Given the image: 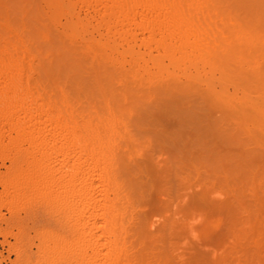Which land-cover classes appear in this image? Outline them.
I'll return each mask as SVG.
<instances>
[{
    "label": "bare ground",
    "instance_id": "bare-ground-1",
    "mask_svg": "<svg viewBox=\"0 0 264 264\" xmlns=\"http://www.w3.org/2000/svg\"><path fill=\"white\" fill-rule=\"evenodd\" d=\"M64 1L44 0L46 5H44V7H47L48 19L53 23L50 24V26L57 24L59 19L61 22L63 17L67 18V20L65 19L66 21L64 20V24H60L61 29L64 27V33H61L70 38L67 42L74 40V43L77 44L75 38H77V34L80 33L78 30L85 24H81L82 21L80 19V21L78 20V16L77 18L74 16L75 14L72 10L74 5L73 1L78 2L79 0ZM80 1L82 4H88L89 7L90 5L92 7L94 6V8L104 13L105 18L102 16L103 20L106 18L109 19L108 21L112 23L111 25L113 26L114 24V27H111L114 30L118 26L127 29V34L123 35L124 37L129 35L128 29H131V27H133L134 30L142 32V35H146L147 40L145 39L146 41H142V45L140 46L144 47L146 52L137 53L133 50L130 39L128 40V38H126L123 41V39L118 38L120 43L122 41L127 44V49L119 53L116 52L118 57H115V59L113 57L108 59L111 55H114V53L110 52V56L108 57V54L103 52V50L107 51L105 47L108 48L109 46H104L103 44L104 47L100 46L103 48H100V50L98 46V48L94 45L91 46L93 41L90 42V46L86 44L85 41L84 44L82 43L83 41H80L82 45H88L91 49L92 47L98 49L97 52H100V55L102 52V58L105 56V59L107 58L108 61L111 62L112 60L111 63H114V65L112 64L113 67L110 66V68L118 66L117 69H114V72L113 69H111L112 73L107 70L108 74L105 75L106 83H103V81L100 83L99 81L101 80H98L96 81L97 83L99 82L97 87L96 82L95 84L93 83L94 86L91 85L95 93L88 88V94L91 92L93 95H96V93L99 92L97 94L98 101L96 102V96L90 94V97L92 96L93 98H89L91 99L89 102L92 103V100L95 101L91 105L88 103L90 106L85 105L87 108L79 105L81 106L80 108H84V110H81L77 105L84 99V93H78L81 87L78 86L80 87L79 91L76 87L78 92L74 90V94L72 91V95L78 96L79 94L80 99H82L81 97L83 96L82 101H79V97L77 96H74L75 99L72 98L71 100L70 96L62 89L63 86L66 87V83L68 82L62 81V83H60L62 85L61 87L58 83L59 79L57 78L58 80L55 81L56 77L53 74L54 70L59 68L56 72L59 71L60 74L63 73L62 75L66 77H68L70 73H73L69 77L74 75L78 78L81 73L78 72L80 71V65L78 66L77 63L73 67L72 65L74 63L72 64L68 61L66 62L72 65H68L66 62L64 65V56L62 62L63 66L60 61L58 63L55 61L57 65L60 64V67L58 66L55 68V62L53 61V63L51 61L53 64H50L54 66L53 72H51L52 74L48 72L52 69L43 68L45 71L43 73H45L46 76L44 79H47L48 85H50L53 90L41 84L43 78L42 80L41 78L39 79L41 82L37 84L35 82V85L33 82L30 84V79L27 80V72H29L28 69L30 65L29 53L26 47L28 42L25 45V43L20 40L21 37H24V34L22 35L23 32L21 33L22 36L19 38L18 34H13V31L12 35H14V37L12 40L9 38L11 40L10 44L4 47H2V45L0 46V151L1 155L2 153L4 154L3 156H9L10 153L13 154L12 168L9 167L5 173H0V186L3 189L2 194H0L4 197L2 198L4 199L3 203L8 207L10 206L12 208L21 200L33 198L49 204L53 211L61 215L65 227L72 233L71 241L52 234H46L47 238H45L44 246L48 252V257L44 261V264H144V262L142 263V261L145 260H142L143 255L142 257L140 256L142 258L141 261H138L140 257H133L138 255V252L135 251V255H133L134 250L132 251L129 247V230L133 222L130 214H132L131 212L134 206H136L134 204L136 200L140 199V202H143L144 200L142 198H147L145 195H148L147 193L151 189L150 183L152 182L153 184V181L149 178V174L152 176L154 175L152 171L150 172V168L148 169L147 162L149 161H146L148 158L146 157L147 159L145 158V160L141 157V152L139 150L140 146H138L140 143H137L139 141L128 134L130 131H126L123 119L127 120V118H125L126 116L128 119L131 118L129 121L135 118L139 122V125H141L145 121L142 119L143 116L145 118V113L155 119L160 117L159 114H164L162 118L166 119L167 116H170L166 115V113H170L172 108L176 109V111H173L174 113L177 112V108L182 109L183 105L186 108L188 106V110L184 108L182 111L191 113V106L193 107V104L190 102L191 105L188 101L193 100L188 99L186 102V98L182 103V101H180L182 99H179V96L182 95V98L184 95L185 97L188 92L191 94L193 91L198 95V97H196L198 100L197 103H199V101L201 103L203 102V104H201V106L203 105L202 108L216 111L219 113L220 119L225 121H221L222 123L224 122L223 124L226 123L231 125L230 128L233 127L230 131L233 135H228V138L222 136V138L221 131L219 132L222 127L218 125L221 123L217 122V125L216 122L206 123L207 125L209 123L212 124L211 127L209 126L210 124L207 126L204 123V126L200 124L202 121H199L200 123L198 124L202 126L198 125L200 128L199 132L202 131L203 133H200L205 134V137L200 136V134L198 136L194 135V137L191 136V138L189 136L185 138L187 141H191V144H195L198 141H202V137V143L206 142V140L210 142L212 140V144L208 142V147L205 146L207 143L203 144V146L207 148L206 151L208 154H210H207L208 157L214 156L215 153H217L216 155L218 156L222 155L219 148L223 145H226L228 149L226 150L225 147H222L226 152L230 150V145L236 143V146H239V141L237 140L240 137L252 140L256 145L264 146V0ZM78 3H76L77 6ZM23 10H25V8ZM8 11L11 12L12 10ZM2 17L3 16H1V18ZM108 21L106 22V27ZM104 22L105 21L102 23ZM5 25L6 28L9 29L7 27L8 21ZM34 27L35 26H33V28ZM37 27L38 29L35 31L41 29V32L35 33L34 31V34H37L38 40L35 39L41 43V39L47 40L49 34H46L48 30L46 31L43 29V31L42 28L39 27V24ZM2 28H4V26ZM111 28L110 30H112ZM21 29L19 30L21 31ZM4 30L5 29L2 31L3 33ZM10 30L12 31V29ZM118 30L114 31L115 34ZM5 33L7 32L5 31ZM12 35L10 37H12ZM15 37L17 41L14 40ZM48 40L50 41V36ZM88 41H90V39ZM48 43L47 46L49 47ZM120 46L122 47V45ZM78 47L80 48V45ZM109 48V51L111 48L113 49V47ZM45 49L47 50V47ZM88 50L86 49L85 51L88 52ZM50 51L51 49H49V53L52 52ZM80 52L84 51L80 49ZM152 52H156V54ZM62 53L60 52L59 54ZM90 53H92V51H90ZM90 53L88 54L89 56ZM97 54L95 53L98 57ZM104 54H106L107 57ZM70 55L72 56L73 54H68V58L66 57L69 61L71 60L69 58L71 57ZM95 55L91 56L97 60ZM51 56L48 54L49 59ZM54 57L59 58L60 56ZM72 57H74V55ZM76 57L77 56H75L74 59H76ZM51 59H53V57H51ZM74 59L72 58L70 62H73ZM47 60L45 66L49 67L47 65L50 61L47 62ZM98 61L100 60L98 59ZM101 61L104 62L102 59ZM66 65L69 67H66ZM53 66L50 65V68ZM76 66L78 68H76ZM63 67L66 70H71L73 68H76L75 70L79 69L77 71L79 75L72 70H67L69 74L67 72L65 74ZM99 69H101V67ZM94 74L96 73L94 72ZM66 77L65 79H67ZM71 78L74 79V81L77 79L76 77ZM79 79L80 77L76 81H79ZM180 79L183 80V83L180 82ZM71 82H73V80H71ZM142 82H144L143 84L145 85L148 83L155 84V86H159V88H157L160 89V91L158 92L157 90V92H155L157 95L152 96L146 94V91L142 95L140 90V95V93H138V88L142 86ZM156 83L160 85H156ZM130 85L131 88H129ZM132 85H135L133 87L137 89H135L134 92ZM145 85H143V87ZM115 86H117L116 89H119L120 86L121 88L123 87L122 91L120 90L121 88L119 90H114ZM150 87L151 86H149V88ZM230 88L233 89V93L229 92ZM73 89H75V87ZM87 93L85 95H88ZM192 96H194V93H192ZM188 97L190 96L188 95ZM85 98L86 101L88 96ZM76 99L79 102H75ZM127 101L135 102L134 104L132 103L133 105L130 106V108H127L125 107L126 105H122L128 103ZM168 101L170 104H168ZM184 102L190 105L184 104ZM170 105H173L171 109L169 107ZM201 106L199 105L198 107L201 108ZM121 107H125L126 109ZM163 107L166 108L164 109ZM167 107H169V109ZM167 109L169 112H165ZM179 111L178 113L181 114ZM194 112L195 110H193L192 113ZM140 114L142 118H140ZM180 114L177 116L178 119L181 116ZM182 114L184 113L182 112ZM188 117L190 116L188 115ZM180 122L182 121L180 120ZM181 125L182 123L179 125V128H177L178 131L175 128L177 132L171 130L169 134L170 136L173 135V137L175 135L174 138H176V140L178 139L176 142L179 143L182 141L183 143H180L185 144L184 142L186 140L183 136L187 137L188 135H185V131L183 132L184 126L182 125V127ZM206 127L208 130H206ZM181 128L182 130L180 131L179 129ZM209 129L211 130L209 131ZM217 131L219 133H217ZM180 132H183V134ZM204 132L208 134L211 133L210 140L208 139V134ZM166 133L169 135L168 132ZM212 133H217L216 135L219 137L215 138L216 135ZM211 135L213 137H211ZM5 137H7L8 142L4 145L3 142L4 139H6ZM235 137H237L236 140ZM192 138L194 140L196 138L197 140L195 141L197 142L194 141V143ZM218 139L221 142H219ZM231 140H235L236 142H231ZM146 143L149 144V140H147ZM202 143L200 142V144ZM25 144L28 145L27 148L24 147ZM231 151L233 152V150ZM232 152H230V154H232ZM216 155L214 157H216ZM217 160H220V158L218 157ZM218 162L219 161H217L216 164ZM221 162L222 161H220V163ZM151 164L153 165L152 161ZM151 164L149 167L153 168ZM147 179L150 180V183ZM137 202H139V200ZM212 221L210 220V222ZM141 225L139 224V226ZM135 226L141 229L138 225ZM139 231H141L140 233L142 234V230ZM134 234H136V237L139 235L137 233ZM139 240H142V238H139ZM130 243H134V240L133 242L130 240ZM146 261L149 262L150 260H145V263H148Z\"/></svg>",
    "mask_w": 264,
    "mask_h": 264
},
{
    "label": "rangeland",
    "instance_id": "rangeland-1",
    "mask_svg": "<svg viewBox=\"0 0 264 264\" xmlns=\"http://www.w3.org/2000/svg\"><path fill=\"white\" fill-rule=\"evenodd\" d=\"M78 2L73 1L74 5H73L72 10L75 14L74 16L76 18L78 16V20L80 19L82 21L81 23L82 25L83 23H85L84 24L85 26L83 25L82 28H79L78 32L80 33L77 34V38L79 40L75 38L76 39L75 41H77V44H75L74 40H71L72 43L71 41L67 42V40H69L70 38L67 35L63 34L64 27H62V29L60 27V24H64L65 23L64 20L65 19L67 20V18L61 17L62 18L61 22L59 19L57 24L50 26V24H53V23L48 19L47 7L46 8L44 7L45 5L44 0L43 2L42 0H0V15L3 16L2 18L0 16V30H1L0 31V46L2 45V47H4L10 44L12 38L14 37V35H12L13 31H14L13 34L15 33L18 34L19 38L24 34L23 35L24 37H21L20 40L24 42L25 45L28 42L26 47L29 53L28 56L30 60L29 59L28 60H29L30 65L28 69L29 72H27V75H28L27 80L30 79L29 80L30 84H32L33 82V84L35 85V82L37 84L38 82H41L43 78V81L41 84L42 85L44 84L46 88H49L50 85H48L47 79H44L46 78L45 73H43L45 72L44 71L45 68L52 69L51 71L49 70L48 72L50 73L53 72L54 66L52 64L55 61L57 63L60 61L61 65L63 66L62 62L64 60V56H65L64 65L66 63L68 64L69 62L72 64L74 63L73 65L68 64L74 67L78 63L77 65L78 66L80 65L79 66L80 71H78L79 69L75 70L76 68H78L77 66L76 68H73L71 70L75 71L76 74L78 72H81L80 75L79 74L77 75H79L78 78L80 77V79H82L83 81L80 79L79 81H76L78 78L77 76H74V75H72L71 77H76L77 79L75 81L74 79L69 77L73 73H70V75L66 77L65 75H62L63 73L60 74L59 71L56 72V70L59 69L56 67L60 65V64L57 65L56 62L54 63L56 64L55 66L56 70H54L53 74L56 77L55 81L59 79L58 80L59 84L62 83V81L68 82L66 83L67 84L66 87L64 86L62 87L61 84L60 86L65 91V93L68 96H70L71 100L72 98L75 99V97L77 96V95L76 96L72 95V91L74 94V90L75 92H78L79 88L81 87L80 88L81 93L80 92L78 93L79 94L84 93L83 94L84 99H83V96L81 98L83 99L85 103L82 101V99H80L79 94L77 96L79 97L78 100L79 101L81 100L82 102H79L77 99L75 100V102L78 101L80 103V104L79 103L77 104L78 108L81 110H84V108H80L81 106L79 105H82V107H84L85 105H88V103H90V105L93 104V102L95 101V100H92L93 101L92 103L89 102L91 100L89 98H93V97L92 96L90 97V94H92L91 92L90 94L87 93L89 92L87 91L88 88L91 89L92 92H94L93 91L94 88L92 86H94L95 82L98 80H101L99 81L100 83H102V81L103 83H106L107 81L105 80L106 79L105 75L108 74V71H111V69H113V72H114L115 71L114 69L118 68V66H115L114 68H110V66L113 67L112 64L114 65V63H111L112 60L110 62L108 61V59H111V57L115 59V57H118L116 52L119 53L122 50L127 49V44H125V42L123 43L122 41L120 43V40L118 38L123 39V41L126 38H128V40L130 39L131 45L133 46V50H135V52L145 53L146 51L144 47H140V46L142 45V41L144 42L147 40V37L144 34L142 35V32H139L138 30H134L133 27H131V29L130 28L128 29L129 35H127V37L123 36L127 34V31H126L127 29L121 28V26L116 27L117 29L115 28L116 31L119 29L118 32H116L115 34L114 32L115 30L111 28V27H114V24L112 26L111 25L112 23H110L108 21L109 19L107 18L103 20L102 16L104 17V13H102L99 9L97 10V8H94V6L92 7L90 5L89 7L88 4H85V3L82 4L80 0ZM76 3H78V6ZM24 8L25 10H23ZM8 10H12V11L10 12ZM42 10L44 11V13ZM7 21H8L7 27L9 29H7L5 25L7 24ZM103 21L105 22L102 23ZM107 21H108L107 23L108 28L106 27ZM38 24H39V27L42 28V30L43 29L46 31L48 30V33L46 34H49L48 39L50 36V41L48 39L47 40L41 39V43L37 41L38 40L36 36L37 34H34V31L38 29L37 27ZM2 25L4 26V28H2L3 27ZM33 26L35 27L33 28ZM18 28L19 29L22 28L21 31ZM110 28L112 30H110ZM3 29H5L4 33L6 31L8 34L7 33L4 34L2 32ZM6 29L9 31H7ZM10 29H12V31ZM40 30L35 31V33L39 32ZM60 33L62 37L65 36L63 37L64 39L67 37L68 38L64 40L60 36ZM118 33H121V34H118ZM11 35L12 37H10ZM89 39L90 41H88ZM14 40L17 41L16 37ZM116 40H118L119 42ZM39 41H40V38H39ZM80 41L81 42L83 41L82 42L83 44L85 41V43L89 44V46H90V42L93 41L91 43L92 44L91 46L94 45L96 48L99 47V49L102 48L100 46H103V44L104 46L113 47V49L111 48L110 51H109L110 49L109 47L108 48L105 47L107 51L103 50V52L108 54V57L110 56V52L114 53V55L116 54L117 56L111 55L108 59L107 58L105 59L104 55L106 54H104L103 55L104 57L102 58L101 57L102 52L100 55L99 54L100 52H97L98 49H95L93 47L91 49V47H88V45L86 46L82 45ZM43 42H46V43H43ZM59 42H61L62 44ZM106 42H107V45H106ZM47 43L49 44V47L47 46ZM79 45H80V48L78 47ZM120 45H122V47ZM46 47H47V50L45 49ZM82 47L85 50L86 49L88 50V48L89 50L91 49L90 51H92V53H90V51L88 50V52L90 53V56L88 55L89 53L86 52ZM49 49H51L53 53L51 51H50L51 53H49ZM80 49L81 51H84V52H80ZM60 52L61 53L63 52V53L59 54ZM95 53L96 54L98 53L97 54L98 57L95 55ZM152 53L156 54V52H152ZM48 54L50 56L52 54L51 57H53V59H51V57L49 59ZM68 54H73L74 57H72L73 55L72 56L70 55L73 59L75 58V56L77 57L76 59L73 60V62H70L72 60L71 57H69L71 59L70 61L69 59H66V57L68 58L67 56ZM86 55L89 57H87ZM91 55L93 56L95 55L97 57V60L96 58H93V56ZM54 56H60L59 57L60 59ZM54 58H57V59H54ZM61 58H62V61H61ZM98 59L100 61H98ZM101 59L104 60V62L106 61L108 64L106 62L104 63L103 61H101ZM46 60L47 62L50 61L47 65L49 67L45 66ZM51 61L52 62L54 61V62L52 63ZM50 65L53 67L50 68ZM68 65H66V67ZM99 66L101 67V69H99L100 68ZM63 70H65V74H66L68 69L66 70L64 68ZM94 72L96 74H94ZM50 73L49 75L51 76L52 73L51 74ZM67 73L69 74V72ZM110 73H112V71ZM81 75H82V78H81ZM63 76H65L69 80L65 79V77ZM40 78L41 80L39 81ZM70 79L73 80V82H71ZM107 79H108V76H107ZM180 82L183 83V80L180 79ZM98 83L96 87L98 86ZM143 83L144 82L141 83L142 86L140 87L138 85L139 88L138 87L137 88L139 92L138 91L136 92L140 93V90H141L142 95L146 91V94L156 96L157 94L155 92H157V90L158 92L160 91V89H158L159 86H155V84L148 83L147 85H145ZM157 84L158 83H156V85ZM143 85L145 86L143 87ZM133 86L135 85H132V87ZM149 86L151 87L149 88ZM72 87L73 88L75 87V89H73ZM76 87L78 88V91L76 90ZM116 87L117 86H115L114 90L118 89V88L116 89ZM122 88L120 89L121 91H122ZM129 88H131V85ZM143 88H146V89L148 88V89L146 90ZM135 89L133 87V92ZM229 92L233 93V89L230 88ZM86 93L88 95H85ZM98 93L99 92H97L96 95L95 94L94 95L92 94V95L97 97ZM192 93H194V96H192ZM192 93L189 94L188 92V94L185 97L183 95L184 98L183 97L181 98L182 95L179 96L180 98L178 96L177 97L179 99H182L180 100L182 101V103H183V100L185 101L186 98H187L186 102L188 101V99L193 100V101H188V102L189 103L192 102L193 107H196V108H193L191 106L192 112L193 110H195L194 113L187 112L188 113L187 114L185 111H182V109L184 108L185 110H188L187 109L188 106L186 108L184 105L182 109H179L176 106L177 112L173 113V111L174 110L176 111V109L174 108L171 109V106L173 105H170L169 107L172 111V112L170 111V113L172 114L173 119L171 118L170 113H166V115H170L169 117L167 116V118L169 119L166 118L168 121L165 118H162L163 117L162 115L164 114H159L160 117L156 118L157 119L156 120L154 117L149 116V114L147 115L145 112H144L145 118L144 116L142 118L140 114V118L145 120L142 123L143 125L141 123H140L141 125H139V122L135 118H132L133 119L132 121H129L131 118L128 119L127 116L125 117L127 118V120L123 119V123H125L124 125L126 128V131L127 132L128 130L130 131L128 132V134L132 136V138L134 139L136 138L135 140L139 141L137 143L141 144V145L138 144V146H140L139 150L141 153L139 151L138 152L141 154V157H143V159H145L146 157L148 158V160H146L147 158L145 159L146 161H149L147 162L148 169L150 168L149 169L150 172L152 171V174L154 175L152 176L151 174H149V178L151 181H153V184L152 182L150 183V180H148L149 178L147 179L148 182L150 183V188H151L149 190L150 193L148 192L147 193L148 195H145L147 196V198L145 197H144L145 199L142 198L144 200L143 202H140V199H138L139 202H137L138 200H136V203H134L136 206H134L131 212L132 214H130L133 222H132V227L129 230V237H130L129 239L131 240V242H133L134 240L135 244L130 243V240H129V247L130 249H132V251L134 250L133 255H135V251L138 252L137 253L138 255H135L133 257L137 256V258H139L140 256L142 257L143 255L142 257L143 259L140 257L138 261H141V259L150 260L149 262L146 261L148 263H145V260L142 261V263L144 262V264H150L151 262H152L151 264H264V146L256 145L252 140H248L245 137L239 136L240 138H238L237 140L239 141V146H236L237 145L236 143L233 145L229 144L231 148L229 151L226 152V150L228 149L226 145H223L219 148V151H221L220 153L222 155L218 156L216 155L217 153H215L216 157H214L215 155L214 156L212 155L213 158L208 157L207 156L208 152L206 151L207 149L206 147H208V144L211 143L212 140L211 142L206 140V142L204 143H207V145L205 144L206 147L203 146L204 143L202 142H203V137H205L204 136L205 134H201L200 132L202 131L199 132L200 128L198 127V125L201 126L200 124L204 125V123L205 125H207L206 123L208 122H216V125L218 123H221L218 125L219 127H222V129L219 128L220 130L219 129L218 130L219 132L221 131V134H222L221 137L224 136L226 138H228V135L229 136L233 135L232 132L230 133V131L232 130L231 128L233 127L230 128L231 125H228L226 123L223 124L225 121L223 119L222 120L220 119L219 113H217L216 111H210V110H207L208 108L207 109L202 108L203 105L201 106V104H203V102L201 103L199 101V103H197L198 100L196 99V97H198V95H196V93L193 91ZM188 95L190 97H188ZM87 96L88 98L85 101L86 99L85 97ZM174 98H175V95H174ZM97 101H98V97L96 98V102ZM134 102L135 101L133 102L129 101L128 103H125L122 105H126L125 107L130 108V106H132ZM168 104H170V102ZM184 104H187V103L184 102ZM190 104H187V105H190ZM199 105L201 106V108L198 107ZM85 107L87 108V106ZM125 107L124 108L121 107V108L126 109ZM169 107L167 108L169 109ZM168 109L165 112L167 111L169 112ZM147 110H144V111H147ZM178 111L181 112V114L178 113ZM182 112L184 114H182ZM178 114L181 115L179 119L177 117ZM188 115L190 117H188ZM181 117L182 118L185 117L186 119L185 118L182 119ZM180 120L182 122H180ZM199 121L200 122L202 121V122L200 123ZM221 121H224V122L222 123ZM181 123L184 126L183 132L185 131V135L186 134L188 135L187 137L183 136L184 139L188 138L189 136L191 138V136L194 137V135L198 136L200 134V136H203L202 141L197 142L195 141L197 140L196 138L195 140L192 138L193 142L194 141L197 142V143L194 142L195 144L192 143L195 146L191 144V141H187V139H185L186 140L184 142L185 144H182L183 143L182 141H180L182 143L179 142L180 144L176 142L178 141V139L176 140V138H174L175 135L173 137V135L170 136L169 133L171 132V130L176 131V129L179 128V125ZM211 125L212 124H210L209 126ZM179 130L181 131L182 128ZM206 130H208L207 127H206ZM210 130L211 129H209V131ZM166 132H168L169 135H167ZM183 132L182 133L180 132V133L183 134ZM219 132L217 131V133ZM217 133H214V134L212 133V134L216 135ZM210 134L207 135L209 136L208 137L209 140H210ZM165 136L168 138H166ZM211 137L213 136L211 135ZM218 137L219 136L217 135L215 136V138H218ZM5 138L6 139H4V142H3L4 145L7 144L8 142L7 137ZM222 138H219V139H222ZM236 138L237 137H235V140ZM184 139L182 140L184 141ZM219 139L218 141L221 142ZM147 140H149V144L146 143ZM233 141L231 140V142ZM200 142L202 144H200ZM187 143L188 145L190 144L189 145L190 147L187 145ZM211 146H210V149H211ZM24 147L27 148L28 145L25 144ZM222 147H225L226 150ZM233 147L237 149H234ZM231 150H233V152ZM230 152H232V154H230ZM3 155H4L3 153L1 155V151H0V173L1 174L5 173V171H7L9 167L12 168L11 164L13 162L12 160L13 154L10 153L9 156H6V155L3 156ZM217 156L220 158V160H217L218 159ZM227 158H228V161H227ZM216 160L219 161L217 163L219 165L216 164L217 162ZM151 161L153 165L151 164ZM220 161L222 162L220 163ZM149 163L151 164V166H153V168L149 167L150 166ZM222 170H223V173H222ZM2 190L3 189L0 186L1 194H2ZM2 198L4 197H2L1 195L0 196V264H44V261L48 257V252L46 250V247L44 246L45 238H47L46 234H52V235L64 238L65 240L71 241L72 233L65 227L64 222L62 221L61 215L53 211L52 207L49 204L42 202L40 200H37V199L28 198L26 200L19 201L17 205L11 208L10 206L8 207L7 205H5V203H3L4 199ZM210 220L211 221L214 220L212 221L213 223L210 222ZM134 222L137 224H135ZM139 224L140 225L143 224V225L139 226ZM135 225H138L139 227H141V229L137 228V226ZM134 228L137 232L134 230ZM139 230H142V234L140 233L141 231ZM134 233L139 234L138 237L140 239L142 238V240H139V238L136 237V234ZM132 247L133 248L136 247L135 248L136 250L133 249Z\"/></svg>",
    "mask_w": 264,
    "mask_h": 264
}]
</instances>
